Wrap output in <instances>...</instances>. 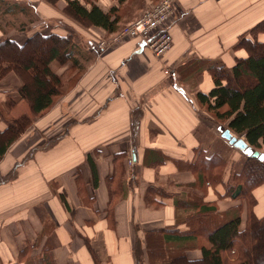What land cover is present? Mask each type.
<instances>
[{"label": "crops", "instance_id": "obj_1", "mask_svg": "<svg viewBox=\"0 0 264 264\" xmlns=\"http://www.w3.org/2000/svg\"><path fill=\"white\" fill-rule=\"evenodd\" d=\"M79 1L116 20V33L156 0L130 11L133 0ZM262 20L264 0H176L172 46L157 57L127 38L99 53L95 43L107 31L64 13V36L75 32L72 59L52 70L60 76L74 63L84 72L0 160V264H23L16 257L35 243L29 258L46 249L54 264H136L137 248L148 264L147 244L186 230L175 201L194 187L193 172L214 179L202 203L238 213L242 196L233 198L230 187L247 156L218 134L198 95L213 88L218 67L229 71L247 56ZM253 195L252 210L264 218V192ZM185 257L200 260L198 246Z\"/></svg>", "mask_w": 264, "mask_h": 264}, {"label": "trees", "instance_id": "obj_2", "mask_svg": "<svg viewBox=\"0 0 264 264\" xmlns=\"http://www.w3.org/2000/svg\"><path fill=\"white\" fill-rule=\"evenodd\" d=\"M46 1L52 4L57 0ZM125 1L118 0L120 3ZM157 1L147 4L145 7L155 4ZM64 2V13L79 25L86 28L89 26L101 27L107 31L106 35L115 32L117 21H111L110 15L103 13L93 3L87 9L79 0H64ZM253 31V36L249 40L247 56L237 60L229 71L218 67L219 71L214 76L213 88L207 95L199 94L198 100L206 106L208 112L216 117L215 119L226 122V129L233 137H235L234 135L243 136L242 139L246 144L259 152L260 144L264 143V20ZM258 35L263 36L259 41L256 39ZM39 41H49L50 43L46 58L37 60L33 56L25 55L22 60H16L17 67L23 62L21 69L24 72L31 71L36 74L31 81L24 85L21 84L17 88L20 101L24 100L28 104L32 114L46 111L54 104V98L60 95L57 84L60 77L50 70L49 64L56 62L62 67L72 59L70 40L67 37L54 34L39 35L34 33L26 43L21 45L12 39L0 42V72H2L6 68H10L9 66H16L14 60H4L3 57H8V55H4L2 50L7 48L6 51L12 52L13 49H16L20 52L31 43L38 44ZM252 50H259V52L255 55ZM71 66L75 67V64L71 63ZM9 90L1 89L0 94ZM1 119L0 112V121L3 123ZM26 121H28L27 114L23 113L14 122H5V128L0 130V160L11 144L22 135L24 128L27 127V125H23V122ZM212 160H216V157L213 156ZM200 180L201 186L204 180L208 184L214 182V179L209 178ZM233 181L234 186L231 185L230 189L233 187L236 189L232 193V197L242 196L241 207L245 203L243 196L246 197L247 208L244 206L243 216L239 214L240 212L232 213L231 211L220 215L213 206L202 203L201 197L197 194L192 195V192L176 195L177 211L184 209L181 211L188 212L187 224L184 223L186 230H175L172 232L173 234L170 231H164L162 243L159 245L153 241L152 246L147 247L146 243L148 264H177V262L179 264H227L225 254L235 255L234 264H257L258 259L264 260V218L257 217L252 210L256 202L253 191L260 188L264 192V162L247 157L242 170L233 178ZM241 207H239V211L242 210ZM195 214L209 215L204 216L205 218H197ZM188 223H196L200 230L192 229ZM179 234L181 236H177ZM198 236L205 238V243L199 246L200 260H187L185 251L196 246ZM28 251L27 246L18 256L22 257L24 254V256H29ZM135 251V262L141 264L140 248ZM47 252L48 250L44 249L42 256H39L38 259L28 258L23 264H54Z\"/></svg>", "mask_w": 264, "mask_h": 264}, {"label": "rangeland", "instance_id": "obj_3", "mask_svg": "<svg viewBox=\"0 0 264 264\" xmlns=\"http://www.w3.org/2000/svg\"><path fill=\"white\" fill-rule=\"evenodd\" d=\"M139 3V0H133V3L131 5L128 3V7L126 10L130 11L132 6H136ZM64 0H57L55 3H49L46 0H0V42L5 40H13L17 42L18 44H24L30 38L34 33L39 35H48V34H54L62 37H67L70 40V43L72 44V39L75 35V32L73 30L69 31L67 35L64 36V27L67 25H64ZM131 6V8H130ZM125 24L121 23L119 26V30L123 29ZM119 30L116 32L119 33ZM113 33V34H116ZM113 34H109L112 36ZM261 39L263 36H260ZM35 43V42H34ZM31 43L28 47H26L23 51H17L16 49H13V51H6L7 48L2 50L4 55H8V57L5 58V61H8V59L14 60L16 63V60H22L25 58V55L27 57L33 56L37 60H42L43 58L47 57V51L49 49L50 43L49 41H39L38 44ZM2 49V48H1ZM34 49V50H33ZM259 52L252 50V53L257 55ZM1 55V53H0ZM10 56V57H9ZM38 63V62H37ZM23 62L16 66H9L10 68H6L2 72H0V90H9L6 93L0 94V112L2 114V121L5 124V122L8 121H15V119H18L21 114L26 113L28 117V121L23 122V125H27V127L24 128L22 134L27 132L29 130V127L31 126V123L34 122L35 114L29 113V107L28 104L23 100L20 101V97L17 93V88L22 85H24L26 82H29L33 79V77L36 75L33 74L31 71L24 72L21 69ZM56 64V67L54 65ZM61 64H57L55 62H52L49 64L50 70H57V71H64V66L60 67ZM73 67L69 66L68 71L65 73L63 72L60 76V80L57 83L58 88L60 90V95L54 98V103H56L61 97L62 89L65 91H68L71 89L77 82L80 75L84 72L82 71H75L72 69ZM63 90V91H64ZM10 99V100H9ZM21 102V103H20ZM211 113V112H210ZM213 118V125L214 128L221 125L222 128L226 129V122L222 120L215 119L216 117L211 113ZM0 123H2L0 121ZM219 132L218 134H220ZM237 139H242L243 136L237 137L234 135ZM259 150L264 151V143L260 144ZM195 181L194 187H187L181 188V193L184 191L186 192H192V195L197 194L198 196L202 197L201 191L204 193L206 192V183L205 180L203 181L204 186L202 188L200 184V179H202V175L199 174V172L195 173L193 172ZM216 176V175H214ZM209 179H213L212 177H207ZM205 178V179H206ZM204 179V177H203ZM210 186H214V184H210ZM183 196V195H182ZM187 197V196H186ZM186 197H184L186 199ZM192 198V196H191ZM244 206L247 208L246 204V197ZM246 204V205H245ZM199 207V206H198ZM184 210V209H181ZM176 211V218H178V221H181L183 224L188 221V212L183 211ZM198 210V209H197ZM240 212V211H239ZM214 214V213H213ZM197 215V218H205L204 216H207L209 214H203L204 216H201L199 214ZM187 224V223H186ZM190 227L194 230L199 231L200 228L196 223H188ZM205 238L203 236L197 237V244L196 246L204 243ZM35 247H31L28 251V255L32 254V251L36 248V243L34 244ZM28 245H26L27 247ZM37 249V248H36ZM25 255V254H24ZM22 256L16 257V260L18 262L24 263L25 260L29 258V256ZM39 254L37 256H32V258L38 259ZM235 255L232 254H225L224 257L226 259L227 264H234ZM264 259V258H263ZM179 264V262H177ZM257 264H264V260H257Z\"/></svg>", "mask_w": 264, "mask_h": 264}, {"label": "built area", "instance_id": "obj_4", "mask_svg": "<svg viewBox=\"0 0 264 264\" xmlns=\"http://www.w3.org/2000/svg\"><path fill=\"white\" fill-rule=\"evenodd\" d=\"M175 3L176 0H158L143 8L138 17L119 30L118 34L98 40L95 43L96 50L103 53L127 38L138 40L142 48L162 57L172 46L169 26ZM127 164L133 165L130 157Z\"/></svg>", "mask_w": 264, "mask_h": 264}, {"label": "water", "instance_id": "obj_5", "mask_svg": "<svg viewBox=\"0 0 264 264\" xmlns=\"http://www.w3.org/2000/svg\"><path fill=\"white\" fill-rule=\"evenodd\" d=\"M218 131L221 132L222 137L228 141L229 145L242 151L248 157L255 158L258 161H263L264 155L248 146L243 139L233 137L229 130L223 129L221 126L218 127Z\"/></svg>", "mask_w": 264, "mask_h": 264}]
</instances>
